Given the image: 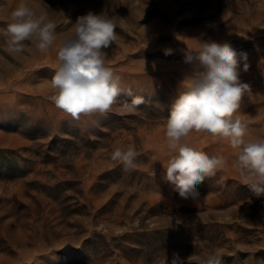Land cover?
Instances as JSON below:
<instances>
[{"label": "rangeland", "instance_id": "obj_1", "mask_svg": "<svg viewBox=\"0 0 264 264\" xmlns=\"http://www.w3.org/2000/svg\"><path fill=\"white\" fill-rule=\"evenodd\" d=\"M56 24L46 53H12L3 30L21 3ZM0 264H264V196L245 185L237 150L207 132L185 143L227 164L183 199L163 179L166 117L192 71L182 50L200 40L248 54L251 96L236 116L264 138V0H0ZM89 11L117 16L106 66L146 103L73 120L51 102L57 50ZM173 49L164 55V49ZM122 95L120 102L130 101ZM134 146L135 169L110 158ZM179 221V222H178Z\"/></svg>", "mask_w": 264, "mask_h": 264}, {"label": "clouds", "instance_id": "obj_2", "mask_svg": "<svg viewBox=\"0 0 264 264\" xmlns=\"http://www.w3.org/2000/svg\"><path fill=\"white\" fill-rule=\"evenodd\" d=\"M116 27V15L89 11L77 17L72 35L58 47L59 63L50 81L55 92L50 100L73 120H80L82 115L106 116L118 103L134 114L146 103L143 95L125 90L121 77L106 66L107 50L117 39ZM55 29L56 24L46 13L37 14L22 2L11 11L3 35L12 53H46L54 46ZM182 52L184 63L191 65L192 71L182 81L183 90L166 117L165 137L171 155L163 165L164 181L181 198L195 199L199 195L197 185L225 168L227 161L222 155L209 156L184 142L193 131L207 132L237 150L234 169L255 196H264V138L246 140L248 124L236 116L242 99L252 94L250 85L240 80L238 70L240 63L243 71L248 70V54L237 53L227 42L211 40H200L196 49ZM172 54L173 49H164V55ZM122 95L131 97L130 101L120 102ZM138 155L129 145L116 147L110 158L128 172L135 169ZM170 264H184V260L174 253ZM197 264H222V257H201Z\"/></svg>", "mask_w": 264, "mask_h": 264}]
</instances>
